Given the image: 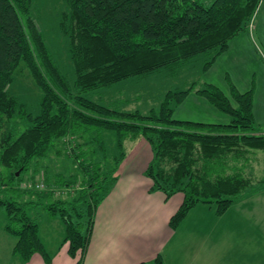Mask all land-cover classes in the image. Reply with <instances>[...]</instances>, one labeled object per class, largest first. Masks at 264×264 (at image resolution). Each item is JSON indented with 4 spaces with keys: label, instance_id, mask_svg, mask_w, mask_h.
Returning a JSON list of instances; mask_svg holds the SVG:
<instances>
[{
    "label": "trees",
    "instance_id": "obj_1",
    "mask_svg": "<svg viewBox=\"0 0 264 264\" xmlns=\"http://www.w3.org/2000/svg\"><path fill=\"white\" fill-rule=\"evenodd\" d=\"M63 1L67 10L59 29L68 41L74 81L53 59L34 16V0H0V165L10 170L0 178V211L6 215L4 232L16 241L14 257L27 263L41 255L50 264L68 245L69 256L83 264L97 210L118 180L127 144L140 139L153 152L145 172L151 192H162L167 199L184 196L170 219L173 230L199 205L214 207L221 217L248 195L264 192V180L246 174L251 155L264 151L253 91L240 93L232 86L227 95L212 84H193L166 93L148 115L116 110L86 96L163 69L176 71L203 54L213 56L204 67L208 72L233 39L249 32L262 0H215L210 6L199 0ZM21 68L41 91L37 115L10 91ZM192 93L229 123L174 119L175 109ZM15 120L26 127L20 135L4 131ZM69 136L80 139L78 151L65 156L76 171L69 178L58 175L52 184L47 170L45 181L48 187L64 189L67 197L53 190H23L33 161L47 158ZM110 138L114 155L109 154ZM35 207L63 226L62 243L53 251L31 216ZM141 264L165 261L158 255Z\"/></svg>",
    "mask_w": 264,
    "mask_h": 264
},
{
    "label": "crops",
    "instance_id": "obj_2",
    "mask_svg": "<svg viewBox=\"0 0 264 264\" xmlns=\"http://www.w3.org/2000/svg\"><path fill=\"white\" fill-rule=\"evenodd\" d=\"M193 97L203 112L213 111L204 99ZM202 120L198 122L211 123ZM131 145L117 182L97 210L83 264H141L158 255L165 264H264V192L248 195L221 217L214 207L199 205L173 230L170 219L184 196L167 199L162 192H151L152 182L145 172L153 159L152 149L143 139ZM15 243L0 229V244L7 247V254L12 253L11 263L47 264L41 255L22 263L13 256ZM76 263L65 245L50 264Z\"/></svg>",
    "mask_w": 264,
    "mask_h": 264
},
{
    "label": "rangeland",
    "instance_id": "obj_3",
    "mask_svg": "<svg viewBox=\"0 0 264 264\" xmlns=\"http://www.w3.org/2000/svg\"><path fill=\"white\" fill-rule=\"evenodd\" d=\"M199 1L205 6H210L215 0ZM65 10H67V6L63 0H34V16L53 59L67 78L74 81L75 73L68 53V41L59 29L62 13ZM212 57V54L199 55L189 64L176 71L163 69L121 82L110 88L90 92L86 96L96 103L116 110L126 112L138 110L142 114L148 115L151 110H157L160 107L164 96L169 91L187 90L193 84L197 85L198 88L203 87L205 84H212L222 89L225 94L230 95L231 88L234 86L240 93L253 91L256 125L264 131V0L261 2L255 21L250 23L249 32L233 39L229 50L217 59L208 72H205V64ZM15 78L16 82L9 86L10 88L13 86L10 90L11 93L19 97L23 103H26L31 113L37 115L42 97L41 91L35 86L26 69H19ZM193 95L194 93L188 97L189 100L187 99L183 105L175 109L174 119L195 122L204 119L202 121H208L212 124L229 120L222 113H217L212 106V113L203 112L199 106L200 102L196 101ZM25 129L23 122L15 120L7 124L4 131L6 133L17 132L20 135ZM62 143H58L56 150L51 151L44 160L33 161L31 170L24 174L23 190H53L56 195L61 196L64 193V197H67L64 189L55 188V185L48 187L45 182L47 170L52 184L58 175L61 174L69 178L76 171L72 161L66 159L65 156L77 150L80 139L69 136ZM108 145L109 154L114 155L116 148L111 138ZM127 145V157L129 159L131 155L129 151L132 145ZM263 155L264 151L251 155L249 165L246 168L247 176L254 181L264 180ZM9 173V169L0 165V178L8 176ZM17 176H19V173H17ZM38 185L44 186V188L40 189V187H37ZM31 216L40 225L41 237L47 249L50 251L56 249L62 243L64 237L62 224L58 220H51L41 207L31 209ZM5 222V212L0 211V229H3ZM11 255L12 253L7 254V247L0 244V264L11 263ZM239 259L235 258L236 261H239Z\"/></svg>",
    "mask_w": 264,
    "mask_h": 264
},
{
    "label": "built area",
    "instance_id": "obj_4",
    "mask_svg": "<svg viewBox=\"0 0 264 264\" xmlns=\"http://www.w3.org/2000/svg\"><path fill=\"white\" fill-rule=\"evenodd\" d=\"M41 187H43V186H41Z\"/></svg>",
    "mask_w": 264,
    "mask_h": 264
}]
</instances>
